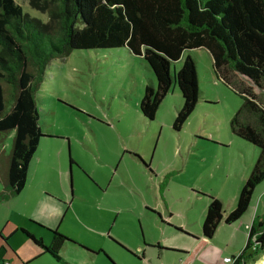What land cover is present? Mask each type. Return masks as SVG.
<instances>
[{
	"label": "rangeland",
	"instance_id": "1",
	"mask_svg": "<svg viewBox=\"0 0 264 264\" xmlns=\"http://www.w3.org/2000/svg\"><path fill=\"white\" fill-rule=\"evenodd\" d=\"M16 2L32 17L48 20L47 14L33 8L28 0ZM188 53L196 61L199 102L179 131L173 127L183 104L178 86L173 85L155 118H146L140 101L146 85L157 84L156 77L149 64L128 48L77 49L53 59L37 92V103L43 133L63 140L42 141L31 162L26 187L7 202L13 213L35 229L31 221L36 220L27 215L36 209L44 188L57 193L63 175L71 192L67 182L71 157L86 173L72 168L73 192L83 200L75 203L62 230L79 238L73 240L80 244L97 248L95 252L104 246L117 264H181L201 237L202 226L196 228L194 220L201 218L203 222L209 196L226 205L232 195H239L243 186L239 187L235 173L242 162L238 155L245 154L231 129V119L243 99L219 80L206 48ZM185 57L172 64L173 73ZM232 84L241 86L238 80ZM13 138L14 132L0 133L1 161L11 153ZM241 141L250 154L255 150L260 153L253 144ZM262 185L257 186L253 202L259 200ZM261 200L259 217L263 218L264 197ZM116 210L120 214L117 218ZM81 217L92 230L75 233L79 230L76 219ZM169 219L177 224L188 222L193 231L168 230ZM239 224H221L222 232L215 236L227 255H236L243 245ZM10 228L12 224L0 235V253L5 249L0 258L7 256L10 264H20L15 254L27 243L19 229L8 233ZM205 253L198 250L191 263L204 264L209 258ZM65 256L63 249L62 258ZM102 259L105 257L93 258L95 263H103ZM262 260L264 255L248 264ZM31 264L54 263L43 256Z\"/></svg>",
	"mask_w": 264,
	"mask_h": 264
},
{
	"label": "trees",
	"instance_id": "2",
	"mask_svg": "<svg viewBox=\"0 0 264 264\" xmlns=\"http://www.w3.org/2000/svg\"><path fill=\"white\" fill-rule=\"evenodd\" d=\"M28 1L48 20L32 17L16 0H0V133L14 132L11 153L0 160V201L23 191L31 160L42 140L50 137L40 125L37 92L53 59L77 49L128 48L156 77L157 84H147L140 101L146 118L154 119L173 85L178 86L183 104L173 127L179 131L199 102L196 61L188 52L206 48L219 80L243 99L231 119L233 134L260 153L232 211H226L220 198L209 196L202 238L197 239L204 244L221 224L239 221L264 181V0ZM184 55L173 73L172 64ZM232 80L241 86L234 87ZM49 230L53 237L47 246L22 229L34 244L62 260L61 248L70 238ZM263 255L264 217L252 224L236 263L255 262Z\"/></svg>",
	"mask_w": 264,
	"mask_h": 264
},
{
	"label": "crops",
	"instance_id": "3",
	"mask_svg": "<svg viewBox=\"0 0 264 264\" xmlns=\"http://www.w3.org/2000/svg\"><path fill=\"white\" fill-rule=\"evenodd\" d=\"M47 136H50V137L44 138L43 140H56V139L61 138V137L52 136V135H47ZM237 138L238 139H237L236 143L238 144L239 147H241L242 151L245 152L243 157L241 154L238 155L239 158H241L242 162L240 163L241 165H240V167L237 168L238 170L235 173V178H237L240 182V184H238V185H240L239 187H242L245 184V181L247 180L251 170L253 169V166L257 160L259 152L257 150H255L250 154L249 149L247 148L245 143H243V141H241L244 139H241L239 137H237ZM61 140H63V138H61ZM37 151H36V153H37ZM36 153H35V155H36ZM58 153L60 154L61 151H58ZM33 158H32V160H33ZM32 160H31V162H32ZM71 160H72V158L70 157L69 165L71 166V170H70V166H69L68 174H67V182H68V185H70L71 192L70 193L68 192L66 182L64 181V178L62 175L61 182L59 184V188L57 190V193L44 188L43 192H45V194H40V195H42V197H40L38 202L36 203V209L34 211H32V214L27 215V216L32 217L36 220V221H31L32 225L35 226V229L37 228L36 230L26 226L25 218L20 216L19 214H14L13 211H15V210H13L11 207L8 206L7 202H9V200L12 198V196L9 197L10 199L8 198L6 200L0 201V235H2L4 230H7V227H9V226L11 227V224H12V228H10L8 230V233H11L13 231L16 232L19 229V231L22 232L23 235L25 236L24 239H25V242L27 243V245H26L27 247H23L20 253L15 254L16 258L20 264H31L32 262H35L36 260H38L39 258H41L43 256H46L47 258L52 260V262L54 264H117L108 255L109 252L104 248V246H100V250L95 252L94 250H96L97 248L92 247L94 249L93 250L91 248H88V247L80 244L79 242L73 240V238L76 240H78L79 238H76V236L69 234L65 230H62L63 221L67 220V218H69V217L66 218V216H69L68 215L69 212L71 215L72 210L75 209V203L81 202L80 200H83V198L81 196H77V194L75 195V193L73 192V185L71 186L70 179L72 178V181H73L72 173H73L74 167H78L83 173H85V171H83V169L79 166V164L74 159H73L74 162H72ZM30 165H31V163H30ZM72 165H73V167H72ZM72 168H73V170H72ZM29 171H30V166H29L28 174H29ZM27 180H28V177H27ZM262 183H263L262 186H264V181ZM262 188L263 189H261L260 193L258 194L259 200H257L256 202L252 201L249 209L243 215V217L239 221L233 223V224H236V223L240 222V224L238 226L239 228L237 231L239 232V242L240 243L243 242V245H244V243L246 245V243L248 241L249 231H250L252 224L258 218H260L259 212H260V209L262 206V204H261L262 200L261 199L264 197V187H262ZM46 192H49L51 194L50 195L46 194ZM76 198H78V199H76ZM97 199L101 200L100 197ZM237 199H238V195H234V196L232 195L230 200L225 205L226 209L228 210L227 212L232 211L236 207ZM99 203H100V201H99ZM165 212H166V210H165ZM115 214H116V218L118 216H120L118 210H116ZM76 217H79V215H76ZM76 220L78 221L77 224L79 226V230L75 233H81L84 230L85 231L86 230H92V228H90L89 223L86 221V219L81 217V218H78ZM169 221L170 222L167 223L168 224V226H167L168 230H170V229L178 230L179 228H184L190 232L193 231L192 230L193 226L188 224V222H182L180 224H177V223H173L171 219H169ZM194 222H195L196 228L199 226H202V224H203L201 218L195 219ZM42 223H44L45 225ZM221 226L222 225H220V227ZM221 228L218 229V232L216 231L214 237L211 240L206 241V243H204V244L202 242H199V240L197 239L198 241H197L195 248L193 249V251L186 252L185 259L183 258V261L181 264H192L191 262L194 259V255H195V253H197L198 250H204V252H206L205 254H207V256H209L208 259H204V261H205L204 264H227L224 262V257L238 256L241 253V251L244 249L245 245L244 246L242 245L243 247L239 246L240 248H238V249H240V250L236 255H234V252H232L233 256L227 255L226 252L222 251L221 248L219 247L220 243L219 242L217 243V241H216L217 237L220 236V233L222 232ZM22 229H26L30 233H32L35 237L42 239L43 243L47 246L51 243L52 237H53V235L49 229H57L62 234L63 233H64V235L66 234V236H68L69 238L72 237V238H70V241H66L63 244L61 251H60L61 257H62L63 249H64V252L66 251V256H65L66 259L62 258V260H56L55 258H53L42 247L34 244L33 241H31L26 236V234L22 231ZM109 231L111 232L110 229H109ZM100 233H101L100 235H102L104 237L105 233L104 232H100ZM76 235H79V234H76ZM240 235H242V237H240ZM215 236H217V237H215ZM198 238L200 239V238H202V236L198 237ZM109 240H114V239L109 237ZM80 241L82 243L86 244L81 238H80ZM86 245L89 246L88 244H86ZM66 247H74L77 249H75V251H74V250L68 249ZM103 249H105L106 251ZM160 249H161V247H160ZM168 249H170V248H168ZM4 253H5V249H2L0 255L3 256ZM98 256H104L105 257V260L102 259L103 263H95L96 261H94L93 258L98 257ZM107 258L108 259L110 258L109 260L111 262H109ZM4 262H9L7 260V256L5 257V259L0 258V264H3ZM263 262H264V260H262V264H264ZM130 264H133V263H130ZM141 264H143V263H141ZM163 264H166V263H163ZM254 264H258V263H254Z\"/></svg>",
	"mask_w": 264,
	"mask_h": 264
},
{
	"label": "built area",
	"instance_id": "4",
	"mask_svg": "<svg viewBox=\"0 0 264 264\" xmlns=\"http://www.w3.org/2000/svg\"><path fill=\"white\" fill-rule=\"evenodd\" d=\"M239 259V255L238 256H234V257H224V262L227 264H237L236 261H238ZM3 264H10L9 262H4Z\"/></svg>",
	"mask_w": 264,
	"mask_h": 264
},
{
	"label": "water",
	"instance_id": "5",
	"mask_svg": "<svg viewBox=\"0 0 264 264\" xmlns=\"http://www.w3.org/2000/svg\"><path fill=\"white\" fill-rule=\"evenodd\" d=\"M70 170H71V166H70ZM70 184H71V186L73 185V181H72V178L70 179Z\"/></svg>",
	"mask_w": 264,
	"mask_h": 264
},
{
	"label": "bare ground",
	"instance_id": "6",
	"mask_svg": "<svg viewBox=\"0 0 264 264\" xmlns=\"http://www.w3.org/2000/svg\"><path fill=\"white\" fill-rule=\"evenodd\" d=\"M258 264H260V263H258ZM262 264V263H261Z\"/></svg>",
	"mask_w": 264,
	"mask_h": 264
}]
</instances>
